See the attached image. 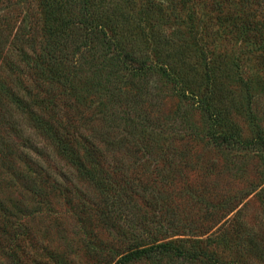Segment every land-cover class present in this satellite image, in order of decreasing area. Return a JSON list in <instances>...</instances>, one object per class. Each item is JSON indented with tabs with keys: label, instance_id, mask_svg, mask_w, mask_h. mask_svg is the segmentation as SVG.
Instances as JSON below:
<instances>
[{
	"label": "rangeland",
	"instance_id": "obj_1",
	"mask_svg": "<svg viewBox=\"0 0 264 264\" xmlns=\"http://www.w3.org/2000/svg\"><path fill=\"white\" fill-rule=\"evenodd\" d=\"M132 1L130 14L134 17L143 16L149 3L160 5L161 11L151 9L148 13L149 20L175 43L180 37L196 50L198 57L184 67L187 81L193 79V65H202V71L206 63L216 64L215 88L207 97L188 92L189 99H185L161 76L162 84L142 96L153 118L151 126L162 131L164 140L184 148L182 158H177L173 167L167 165V171L160 156L146 163L143 157H118L119 164L124 163L121 170L114 167L117 163L107 161L101 179L114 186L104 193L92 188L93 180L87 175L76 172L49 150L37 153L36 148L43 144L38 133H31L34 128L29 123L16 138L0 119V264H264L250 241L255 237L264 249V0H229L234 5L247 2V9L238 13L240 19L228 23L222 19L225 12L209 19L213 0H189L185 9L182 0H174L175 11L166 10L168 0ZM9 8V0H0V18L8 16ZM37 11L30 9L28 22L32 26L28 30L37 38L35 49L39 51L44 26ZM175 15L179 23L173 19ZM178 24L182 32L175 30ZM93 53L100 55L99 50ZM146 57L153 63L166 59L155 56L154 50ZM105 68L108 73L113 66ZM196 78L210 88V81L199 74ZM107 84L111 93L115 86L126 87L127 82L120 75L114 84ZM49 91L59 92L54 85ZM205 102L213 103V117L221 121L218 131L222 136L236 138L224 144L221 152L212 151L213 161L206 155L211 119L204 112ZM111 126L115 136L125 133L120 121ZM31 144L35 147L27 149ZM86 166L94 168L92 163ZM165 177L170 182L160 181ZM145 179H149L150 188L141 191L138 186ZM122 194L123 203H114ZM151 194L168 197L165 206L153 202ZM221 198L239 203L226 213L227 206L219 209L216 205ZM118 208L125 213L120 217L121 228L112 221ZM220 218L219 224L201 235L164 239L175 241L168 253L127 256L134 230L144 237L167 224L173 231L198 233ZM177 250L184 255L176 254Z\"/></svg>",
	"mask_w": 264,
	"mask_h": 264
},
{
	"label": "trees",
	"instance_id": "obj_2",
	"mask_svg": "<svg viewBox=\"0 0 264 264\" xmlns=\"http://www.w3.org/2000/svg\"><path fill=\"white\" fill-rule=\"evenodd\" d=\"M228 1L213 0L209 19H215L224 12V23L240 19L238 13L246 11L247 2L234 5ZM9 2L8 16L0 18V119L14 137H21L29 128V123L34 128L31 133H38L40 144H43L41 149L36 148L37 153L49 150L54 156L72 165L76 172L87 175L89 180H93L92 188L104 193L114 186V183L109 185L101 179L100 173L107 161L109 164L117 163L114 167L121 170L124 163L122 161L120 165L118 157H143L146 163L160 156L163 170L167 171V165L173 167L176 159L182 158L184 148L177 147L172 140H164L162 131L151 126L153 118L150 110L144 107L142 96L144 93L149 94L148 90L151 91L152 87L157 88L162 84L163 79L172 84L185 99H189L188 92H199L207 97L215 88L216 64L212 62L209 65L208 62L202 71L199 69L202 65H193V79H185L184 67L187 62L198 57V53L186 39L179 37L175 43L164 29L157 28L149 20L148 13L151 9L161 11L160 5L149 3L143 16L134 17L130 14L135 4L132 0H113L112 4L93 3L91 0ZM176 3L168 0L169 8L166 10L175 11ZM189 3V0H182V9ZM234 7L235 11L232 12ZM30 9L36 13L39 10L42 14L40 18L43 19L44 43L39 51L35 49L37 38L29 32L32 26L28 22ZM177 17L175 15L173 19L176 18L179 23ZM174 28L182 32L180 24ZM95 50L100 51L98 57L93 53ZM152 50L158 58L166 59L151 62L146 56ZM107 64L113 66L108 73L105 70ZM197 74L210 81V88L205 87L199 78L197 80ZM120 75L126 79V87L115 86V90L109 93L112 87L107 83L114 84ZM52 85L59 92L50 94ZM118 97L122 101H118ZM203 105L205 114L211 119L208 125L211 141H208L206 155H210L209 159L213 161L215 158L211 157L212 151L221 152L226 147L224 144L229 145L234 136H222L223 132L218 131L221 121L213 117L216 112L212 109L213 103L205 102ZM248 115L252 117L253 113ZM119 121L124 125L122 128L125 133L115 136L111 125ZM32 146L35 147V144L27 149H33ZM88 163L94 164L92 170L87 168ZM160 181L170 182L168 177ZM128 182L136 186L134 181L129 179ZM148 184L149 179L142 180L139 190H149ZM124 196L122 194L121 199L116 197L114 203L122 204ZM156 196L162 201H157ZM156 196L151 194L149 198L165 206L168 197L163 194ZM220 202L216 204L219 209L221 205L229 208L226 213L234 210L239 203L230 204L227 198H221ZM123 213L118 208L111 218L114 225L120 228ZM222 218L198 233L173 231L167 224L159 225L161 231L155 225L158 233H148L144 237H138L134 230L127 256L137 258L141 255L168 253L173 250L175 241L164 239L181 234L201 235L213 229ZM253 238L256 240L251 237L250 241L255 254L264 258L262 245ZM176 254L184 255V252L177 250Z\"/></svg>",
	"mask_w": 264,
	"mask_h": 264
}]
</instances>
